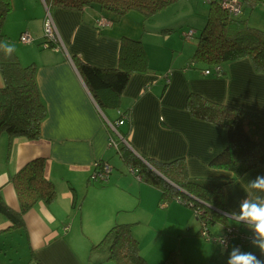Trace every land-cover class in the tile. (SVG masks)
Listing matches in <instances>:
<instances>
[{
	"label": "crops",
	"instance_id": "1",
	"mask_svg": "<svg viewBox=\"0 0 264 264\" xmlns=\"http://www.w3.org/2000/svg\"><path fill=\"white\" fill-rule=\"evenodd\" d=\"M12 5L3 31L21 63L37 65L36 78L48 114L39 140L17 137L10 149L8 135L0 136L1 192L10 207L20 210L10 176L33 158L47 157L46 174L56 186L57 197L49 205L38 202L24 214V231L0 232V261L114 264L105 255L99 260L91 259L90 251L116 223L134 224L133 234L149 264H163L170 252L177 255L175 248L181 250L195 243L192 236L199 235L200 222L196 219L199 224L196 223L186 205L175 200L160 201L158 189L133 175L122 173L106 184L91 179L95 162L105 159L110 163L106 158L110 133L105 114L77 70L73 56L96 67H116L121 37L140 38L150 70L134 72L130 77L118 111L130 112L122 127L130 129V144L138 155L158 161L184 157L190 176L197 178L226 179L232 177L233 172L210 166L212 158L227 146L228 132L193 117L186 108L188 95L196 92L219 103L264 113V74L255 70L249 58L227 63L222 75L204 74L205 68L201 65L190 64L196 46L190 49L183 41V30L191 26L181 22L165 24L157 15L147 21L136 11L127 13L109 27L98 28L97 19L101 14L94 8L81 11L53 8L50 12L64 47L53 50L40 46L18 51L12 45L11 35L17 38L25 31L34 34L41 45L46 9L43 0H12ZM35 23L41 30L35 28ZM155 23L157 26H151ZM253 23L264 30L261 19H254ZM164 28L173 31L165 33ZM2 85L0 73V87ZM109 116L116 118L117 111L110 110ZM258 175H264V165L225 187L227 226L248 229L229 213L239 212L240 202L252 198L254 190H247L246 185ZM159 203L163 209L157 208ZM137 210L140 212L136 214ZM147 211L159 216L155 226L153 219L147 221L152 215L144 216ZM146 223L148 229H145ZM9 224L0 214V230ZM216 224L220 229L213 230L209 226L210 232L213 235L224 233L227 226ZM67 225L69 228L65 231ZM195 240L203 246V251L194 255L193 264H227L232 248L236 247L235 242L225 249L199 237ZM81 245L85 249L80 248ZM241 251L264 260V254L251 243H245ZM177 262L181 264L179 258Z\"/></svg>",
	"mask_w": 264,
	"mask_h": 264
},
{
	"label": "trees",
	"instance_id": "2",
	"mask_svg": "<svg viewBox=\"0 0 264 264\" xmlns=\"http://www.w3.org/2000/svg\"><path fill=\"white\" fill-rule=\"evenodd\" d=\"M179 0H43L51 10L62 7L71 10L94 8L104 17L117 22L131 11L151 21L163 9ZM243 13L235 15L218 2L210 3L204 25L197 31L195 52L190 64L203 68L224 66L234 60L249 58L258 73L264 74V30L250 23L249 15L264 0H242ZM12 0H0V73L3 85L0 87V136L7 134L11 149L15 138L27 141L42 137V125L47 117L46 104L37 82V65L22 64L3 31L8 14L12 11ZM165 33L172 28H164ZM9 47L13 50L9 51ZM73 61L98 106L105 114L110 135L116 138V153L132 172L146 184L160 192V201L177 200L193 212L196 218L208 226L222 223L227 226L225 187L247 172L264 165V113L247 111L191 92L186 108L197 119L223 127L228 132V144L210 161V166L233 172L226 179H208L190 176L184 157L171 161H158L141 157L132 150L130 129L117 127L114 132L109 123L116 122L124 114L118 113L122 95L134 72L149 71L148 55L140 38L122 36L118 65L112 68L93 66L79 56ZM117 111L111 118L109 111ZM125 139V140H123ZM110 147V146H109ZM47 157H36L10 176L19 202L20 210L10 207L3 198L0 187V214L9 221L3 231L25 230L24 214L38 202L51 204L57 197L53 181L47 177ZM98 162H108L100 159ZM106 184V183H103ZM242 225H244L242 223ZM133 223H116L102 240L93 244L90 257L107 247L105 258L115 264H149L142 255L138 239L133 234ZM245 226V225H244ZM229 227V226H227ZM226 227V228H227ZM0 264H13L0 261ZM163 264H178L174 251L170 252Z\"/></svg>",
	"mask_w": 264,
	"mask_h": 264
},
{
	"label": "rangeland",
	"instance_id": "3",
	"mask_svg": "<svg viewBox=\"0 0 264 264\" xmlns=\"http://www.w3.org/2000/svg\"><path fill=\"white\" fill-rule=\"evenodd\" d=\"M209 7L210 4L208 2H205V0H179L177 3L172 4L171 6L163 9L161 12H159L157 14L156 17H162L163 20H161L162 22H164L165 24H179L181 23H186L188 26L194 27L197 29V31L200 30V28L204 25L205 22V18L206 15L208 14L209 11ZM264 5H261L260 8H258L257 10H254V12L251 14L252 17L250 19V23H253L254 19H261L264 22ZM17 14V11H16ZM46 16V12L44 13V17ZM143 16V15H142ZM141 16V17H142ZM143 18V17H142ZM44 22V21H43ZM15 25V22H14ZM151 26H157V24H151ZM105 27H109V26H104ZM35 28L36 29H40L41 30V26L39 27V24L35 23ZM16 29V27L14 26V30ZM199 29V30H198ZM13 30V32H14ZM29 32V31H28ZM34 35V34H33ZM44 35V23L42 26V38ZM176 36H178V33H175ZM14 35H11L12 37V45H14V47L19 51H23V50H31V49H36L39 48L41 45L39 43H37L38 41H36V37L35 40L31 43V44H23L20 41V35H17L16 37H13ZM184 43L187 45V47H189L190 49H192L195 45L188 43L187 41L183 40ZM35 47V48H34ZM42 47V46H41ZM25 62V59H24ZM106 158L110 160V164L113 167L112 170V174L110 175V178L108 180V183L112 181L115 177H119L122 175V173H124L125 175H132V173L130 172L129 168L124 164V162L122 161V159L120 158V156L116 153V148L115 147H110L108 152L106 153ZM112 176V177H111ZM136 179V178H135ZM177 201V200H175ZM91 201H90V206H91ZM149 204V203H146ZM85 208V205H84ZM157 208L163 209L161 208V205L159 203V205L157 204ZM191 211V215H193V219L196 221V223L199 224V222H197V218L195 216V212H193L192 208H188ZM139 213L140 210H137ZM154 214V212L152 211H147V213H144V216H150ZM159 216L158 215H152L150 216L147 221L149 219H153L154 222V226L156 225V223H158V221L156 219H158ZM174 225V224H173ZM149 226L146 223L145 229H148ZM213 230H219L220 229V225L219 224H214L211 225L210 229ZM201 230V222H200V229H199V233ZM215 232V231H213ZM147 236V235H146ZM192 237H194L195 239H197V237L201 238L202 240L206 241V242H211L212 244L216 245L217 243H214L209 240H206L204 237H202L200 234L199 235H193ZM161 238H165L161 235ZM148 239V237H146V240ZM195 239H192L195 243L187 245L186 247H182V249L180 250V248H175L177 252L176 257L179 258V260L181 261V264H193L194 262V255L197 254L198 252H202L203 251V246L198 244L199 242ZM154 240V238L152 239V241ZM176 241V240H175ZM219 245V244H218ZM220 246V245H219ZM221 247V246H220ZM80 248L85 249V246L83 247V245L80 246ZM86 249L88 250L87 252L89 253V247H86ZM107 247H105L103 250L98 251V252H94V254L92 255L91 259H100V257L103 258V255L106 251ZM159 251V248L157 249ZM196 252V253H195ZM112 262V261H111ZM114 263V262H112ZM115 264V263H114Z\"/></svg>",
	"mask_w": 264,
	"mask_h": 264
},
{
	"label": "built area",
	"instance_id": "4",
	"mask_svg": "<svg viewBox=\"0 0 264 264\" xmlns=\"http://www.w3.org/2000/svg\"><path fill=\"white\" fill-rule=\"evenodd\" d=\"M205 2H208L209 4L212 2H218L223 7L228 9L230 12H232L235 15H240L243 13V1L242 0H205ZM45 5V3H44ZM46 9V16L44 18V35H43V41L41 43V46L43 49H53V50H59L64 47L63 42L59 36V33L57 31L54 19L51 15V10L48 8V6L45 5ZM113 24V21L104 17L103 15H100L97 19V27L102 28L104 26H111ZM196 36H197V29L194 27H189L182 32V37L185 41L191 44L196 43ZM35 40V37L32 35V33L25 31L20 35V41L23 44H31ZM203 73L210 75H222L223 74V68L220 65L213 66L212 68H205L203 69ZM120 113H122L120 111ZM128 118V113L124 114L121 119H119L116 124L109 123L111 129L118 134L117 127L122 126ZM125 140V139H123ZM109 146L110 147H118V142L115 137L112 135L109 136ZM113 167L109 162H95V169L92 173L91 179L93 181L101 182V183H107L110 175L112 174ZM132 173V172H131ZM138 180H141L140 176H135ZM198 217V213L195 214ZM69 228V225L64 227V230L67 231ZM202 237H204L207 240H212L213 242H216L223 246L221 243V237L226 238L227 245L229 246L232 242H235L236 247L240 248L242 250L245 243L250 244V238L254 235V233L248 228L247 230L229 226L225 229L224 233L219 235H213L210 232L209 226L205 221L201 222V230L199 233ZM224 247V246H223ZM228 248V247H227Z\"/></svg>",
	"mask_w": 264,
	"mask_h": 264
},
{
	"label": "clouds",
	"instance_id": "5",
	"mask_svg": "<svg viewBox=\"0 0 264 264\" xmlns=\"http://www.w3.org/2000/svg\"><path fill=\"white\" fill-rule=\"evenodd\" d=\"M13 49L9 47V51ZM247 190H254L251 199H244L239 204V212H231L229 216L237 223H243L254 235L250 238L253 247L264 254V175H258L254 180H250L246 185ZM251 195V193H250ZM224 248L228 247L227 240L221 237ZM227 264H264V260L257 259L251 252H242L240 248L233 247Z\"/></svg>",
	"mask_w": 264,
	"mask_h": 264
},
{
	"label": "water",
	"instance_id": "6",
	"mask_svg": "<svg viewBox=\"0 0 264 264\" xmlns=\"http://www.w3.org/2000/svg\"><path fill=\"white\" fill-rule=\"evenodd\" d=\"M132 150L134 151V149L132 148ZM135 152V151H134ZM137 154V153H136ZM140 156V155H139ZM141 157V156H140ZM141 159H143L146 163H147V165H149L151 168H153V166L150 164V163H148L143 157H141ZM154 169V168H153Z\"/></svg>",
	"mask_w": 264,
	"mask_h": 264
}]
</instances>
